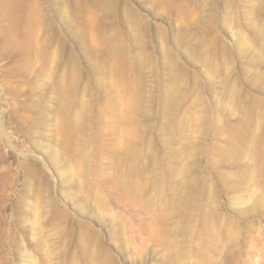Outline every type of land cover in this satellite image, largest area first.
Listing matches in <instances>:
<instances>
[{"label":"rangeland","instance_id":"374dc122","mask_svg":"<svg viewBox=\"0 0 264 264\" xmlns=\"http://www.w3.org/2000/svg\"><path fill=\"white\" fill-rule=\"evenodd\" d=\"M0 264H264V0H0Z\"/></svg>","mask_w":264,"mask_h":264}]
</instances>
